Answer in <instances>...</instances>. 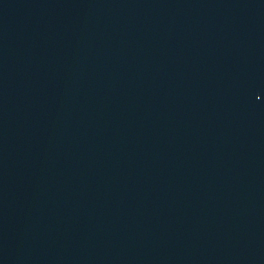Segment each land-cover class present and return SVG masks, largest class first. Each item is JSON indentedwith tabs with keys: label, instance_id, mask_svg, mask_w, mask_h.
Returning a JSON list of instances; mask_svg holds the SVG:
<instances>
[{
	"label": "water",
	"instance_id": "water-1",
	"mask_svg": "<svg viewBox=\"0 0 264 264\" xmlns=\"http://www.w3.org/2000/svg\"><path fill=\"white\" fill-rule=\"evenodd\" d=\"M0 264H264V0H0Z\"/></svg>",
	"mask_w": 264,
	"mask_h": 264
}]
</instances>
